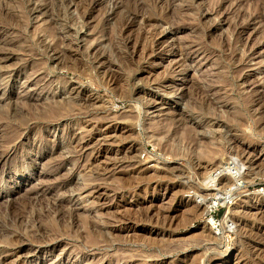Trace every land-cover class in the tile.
Segmentation results:
<instances>
[{
    "label": "rangeland",
    "instance_id": "1",
    "mask_svg": "<svg viewBox=\"0 0 264 264\" xmlns=\"http://www.w3.org/2000/svg\"><path fill=\"white\" fill-rule=\"evenodd\" d=\"M43 1L69 28L0 21V264H264V0L244 2L236 58L213 42L241 0ZM91 40L115 42L110 65Z\"/></svg>",
    "mask_w": 264,
    "mask_h": 264
},
{
    "label": "bare ground",
    "instance_id": "2",
    "mask_svg": "<svg viewBox=\"0 0 264 264\" xmlns=\"http://www.w3.org/2000/svg\"><path fill=\"white\" fill-rule=\"evenodd\" d=\"M1 1V0H0ZM3 1V0H2ZM9 1V0H8ZM8 1H6V2H8ZM11 1V0H10ZM18 1V4H17V8L18 9H20V11L18 12L20 15H21V17L19 18V17H15V15L17 14V13H13L12 11H14L13 9L11 10L10 8H12L11 6H13V8L15 7V5H11L10 3V5H9V8H5V6L7 5H4L5 4V0H4V4H2V2H1V4H0V21H1V25H4V24H7V23H9V24H13V23H15L13 26H15L16 28H21V26H23V25H25V23H21V18H23V16H24V14H33V13H35L36 12V14L38 13V15H45L46 17H50V18H48V19H46L47 20V22L48 21H50L51 22V24L50 25H52V23H54V24H58L61 28H69L68 27V21L66 22L65 20L64 21H60L58 18H55L54 19V17L52 16V14H50L49 13V10L53 7V5L52 4H54V2H52V4H50L49 2L47 3V2H44L43 0H40V1H42V2H44L43 4H38L39 3V1L36 3V2H33L32 0H17ZM48 1H50V0H48ZM189 1V0H188ZM226 1V0H225ZM248 2V0H241V2L239 1V5L241 4V6H242V4H243V7H244V5H246L244 2ZM182 2V1H181ZM233 2V1H232ZM190 3V2H189ZM214 3H215V1H214ZM213 3V4H214ZM231 3V2H230ZM229 2H228V4H230ZM216 8H220V9H222L223 7H224V5H225V3H223V0H216ZM232 4V3H231ZM263 4V3H262ZM50 5L52 6L51 8H50ZM62 5V4H61ZM8 6V5H7ZM202 6V5H201ZM214 6V5H213ZM227 6V5H226ZM238 6V5H237ZM237 6H235V7H237ZM247 6V5H246ZM245 6V7H246ZM264 6V5H263ZM263 6H261V5H259V7H258V10H259V12H260V14H261V18L262 19H264V17H262V16H264V14H263V12H264V7ZM190 7V6H189ZM234 7V8H235ZM244 7V10L242 11V9L241 10H238V8H236V10H234V11H237V12H235V15L233 14V13H231V12H233V8L231 9L232 11L231 12H228V14H229V16H230V18H228L227 17V19H229V23H230V36H232V40H230V38H228V40L225 38V41L224 42H222L221 43V41L219 42V40L217 41H214L213 42V44H214V47H220V48H223V50H225V51H227V50H229L230 52H232L231 54H232V57L233 58H236V57H239V56H241V54H240V50H243L244 52L246 51V50H249L248 49V43L246 42V41H248V38L247 39H244V41H240L241 43H240V45H241V48H235V46H234V41H239L243 36H241V33L239 32V31H246L247 30V25H245L243 22L245 21V19L247 20V18H248V16H250V14L247 12V9ZM226 8V7H225ZM229 8H230V6H229ZM242 8V7H241ZM248 8V7H247ZM190 9V8H189ZM16 10V9H15ZM197 10V9H196ZM228 10H230V9H228ZM227 10V11H228ZM199 11V10H198ZM223 11V10H222ZM225 11V10H224ZM254 11V10H253ZM197 12V11H196ZM208 12V11H207ZM212 12V11H211ZM217 12V11H216ZM205 13V12H204ZM15 14V15H14ZM65 14V13H64ZM85 14V13H84ZM84 14H82L81 15V17H85L84 16ZM195 14V13H194ZM227 14V15H228ZM203 15V14H202ZM17 16V15H16ZM19 16V15H18ZM193 16H195V15H193ZM196 21L197 22H201V18H202V16H200V15H197V13H196ZM62 17V16H61ZM211 17V16H210ZM15 18H17V20H14ZM64 18V17H63ZM207 18V17H206ZM209 18V17H208ZM255 18H258V15H257V17H254V19ZM23 19H26V18H23ZM28 19V18H27ZM71 19V18H70ZM210 19V18H209ZM211 19H212V17H211ZM214 19H215V17H214ZM260 19V18H259ZM67 20V19H66ZM72 20V19H71ZM75 20V19H74ZM191 20V19H190ZM194 20V19H193ZM204 20H206V19H204ZM24 21V20H23ZM27 21V20H26ZM211 21H213V20H211ZM210 21V22H211ZM28 22V21H27ZM43 22H45V21H43ZM49 22V23H50ZM70 22V21H69ZM200 22H199V24H200ZM204 22V21H203ZM209 22V21H208ZM263 23V22H262ZM247 24V23H246ZM49 25V24H48ZM158 25V24H157ZM208 25H210V24H208ZM97 26V25H96ZM205 26V25H204ZM249 26V25H248ZM48 27V26H47ZM75 27H76V25H75ZM90 27V26H89ZM239 27V28H238ZM23 28V27H22ZM201 28V27H200ZM250 28V27H249ZM248 28V29H249ZM51 29H53V27L52 26H49V30H51ZM36 30V29H35ZM42 30H45L46 31V28L44 29V27L42 28ZM123 30V29H122ZM121 30V35H122V33L124 34L125 32L124 31H122ZM218 30V29H217ZM221 31H222V29H220ZM229 30V29H228ZM250 31H251V29H249ZM249 30H247V31H249ZM47 31H48V29H47ZM46 31V32H47ZM55 31V30H54ZM53 31V32H54ZM104 31V30H103ZM220 31V32H221ZM260 31V30H259ZM49 32H52V30L51 31H49ZM48 32V33H49ZM200 32V31H199ZM198 32V33H199ZM209 32V31H208ZM219 32V33H220ZM44 33V32H43ZM210 33V32H209ZM223 33H224V31H223ZM260 33H262V34H260V35H263L264 36V29H263V31L262 32H260ZM31 34V33H30ZM41 34H42V32H41ZM47 34V33H46ZM54 34V33H53ZM53 34H52V36H53ZM71 34V33H70ZM199 34H201V33H199ZM227 34V33H226ZM229 34V33H228ZM245 34V33H244ZM258 34V33H257ZM49 36L51 35V34H48ZM205 35V34H204ZM210 35V34H209ZM208 35V36H209ZM212 35V34H211ZM210 35V36H211ZM248 35H249V37L251 36V33L250 32H248ZM259 35V34H258ZM258 35L256 36V38H259L258 37ZM35 35H32V38H35L34 37ZM47 36V35H46ZM67 36V35H66ZM216 36V35H215ZM221 36V35H220ZM223 36V35H222ZM48 37V36H47ZM101 37V36H100ZM211 37H213L214 38V36H211ZM248 37V36H247ZM201 38V37H200ZM246 38V37H245ZM28 39H29V37H28ZM39 39V38H38ZM85 39H87V38H85ZM127 39H129V37L127 38ZM12 40V39H11ZM214 40V39H213ZM212 40V41H213ZM234 40V41H233ZM246 40V41H245ZM258 40V39H257ZM44 39H42L41 38V40L40 41H38V43L39 44H42L43 46L42 47H44V50L45 51H47V50H50L51 49V51L53 50L54 51V46L53 45H50V44H46V45H44ZM92 41V40H91ZM211 41V42H212ZM38 43H35V44H38ZM35 44H33V46H35ZM69 44H67V46H68ZM116 44H115V42L112 44V46L110 47V48H106L105 46H104V43H102V42H97V43H94L93 41L92 42H86V44L84 45V46H82L80 49L81 50H84V52H86V54H88V55H90V57L92 56L93 58L92 59H94L93 61H94V63L95 64H97V65H100V66H108V65H110V59H109V56H111V55H113V53L114 52H116V49L118 48L117 46H115ZM202 45V44H201ZM170 46V49H171V51L173 50L175 53H180V54H182V50H183V48L184 47H182L181 45H179V44H177V43H172L171 45H169ZM247 47V48H246ZM251 47V46H250ZM27 49V48H26ZM58 49V48H57ZM215 49V48H214ZM64 50V49H63ZM68 50V49H67ZM79 50V49H78ZM104 50V51H103ZM216 50V49H215ZM222 50V49H221ZM223 50H222V52H223ZM251 50V49H250ZM27 51V50H26ZM44 51V52H45ZM62 51V50H61ZM66 51V50H65ZM172 51V52H173ZM57 52V51H56ZM216 52V51H215ZM65 54V53H64ZM176 54V55H177ZM179 54V55H180ZM183 54H184V52H183ZM242 57V56H241ZM232 58V59H233ZM113 61V60H112ZM66 61H64V62H62V61H58L57 62V64L58 65H61V66H65L66 65V63H65ZM44 63V62H43ZM34 64V63H33ZM36 64H37V62H36ZM70 66V65H69ZM185 83V82H184ZM184 85V84H183ZM176 93V92H175ZM262 96H264V94L262 95ZM264 100V99H263ZM263 105H264V103H263ZM54 106V105H53ZM65 108V107H64ZM51 111V110H50ZM57 111V110H56ZM36 113V112H35ZM50 113V112H49ZM13 114V113H12ZM37 114V113H36ZM42 114V113H41ZM52 115V114H51ZM16 116V115H15ZM49 116V115H48ZM48 116H47V118H48ZM5 117V116H4ZM11 117V116H10ZM12 118V117H11ZM14 119H15V117H13ZM41 118V117H40ZM50 118V117H49ZM6 119H7V117H6ZM5 123V122H4ZM5 125V124H4ZM191 129V128H190ZM21 130V129H20ZM158 137V136H157ZM157 137H155V138H157ZM177 144V143H176ZM11 145V144H10ZM237 184L240 186V188L244 185V182L243 181H241V180H239V179H237ZM228 191H230L231 193L230 194H228V196H224V195H221V196H217L216 198H218L219 197V199L220 200H224L223 202L224 203H226L227 205H230V204H232L233 203V199H234V196H235V191H236V189H232V188H229L228 189ZM257 194V193H256ZM258 194H262L263 196H264V188L263 189H260L259 191H258ZM22 201V200H21ZM209 202H211V201H209ZM24 204V203H23ZM219 204V202L217 201V200H213V203L212 204H210V205H208V204H204L203 205V215L204 214H208L210 211H212L217 205ZM25 205V204H24ZM59 208L57 207V210H58ZM228 209H230V208H228ZM38 212V211H37ZM24 213V212H23ZM36 214V213H35ZM61 215H63L64 216V212H62L61 211V213H60ZM22 215V214H21ZM27 216V215H26ZM227 216V215H226ZM40 217V216H39ZM41 218V217H40ZM57 218H58V216H57ZM61 218V217H60ZM213 218V217H212ZM38 219V218H37ZM61 219H63V218H61ZM66 219V218H65ZM214 219V218H213ZM226 219H228V218H226ZM19 220V219H18ZM43 220V219H42ZM52 220V219H51ZM60 220V219H59ZM91 220V219H90ZM90 220H89V222H90ZM215 220V219H214ZM22 221V220H21ZM20 221V222H21ZM39 221V220H38ZM52 221H54V220H52ZM57 221H58V219H57ZM216 221V220H215ZM215 221H213L212 219H209V221H207V224L208 225H211V226H213L214 227V225L216 224V222ZM223 221H225V220H223ZM227 221V220H226ZM225 221V222H226ZM16 222V221H15ZM19 222V223H20ZM42 222V221H41ZM88 222V223H89ZM17 223H18V221H17ZM58 223V222H57ZM60 223V225L61 226H64V227H69V225H64V223L62 224L61 222H59ZM58 223V224H59ZM87 222H86V224L87 225H89ZM39 224V223H38ZM48 224V223H47ZM51 225H49V226H46V224H45V226L47 227V229H48V227H51L50 228V230H52V229H55V228H53V227H55V225H54V223H50ZM82 224V223H81ZM19 225V224H18ZM42 225V224H41ZM41 225H38V228H37V230H39V231H44V230H47V229H44V227H42ZM87 225H83V226H87ZM21 226V225H20ZM37 226V225H36ZM90 227H92V229L90 230V233H92V234H94V236H92V238L90 239V242H92V243H95L96 241H97V237H99V238H102L103 236H102V227L101 226H99V225H97V224H95L92 220H91V222H90V225H89ZM32 227V226H31ZM24 228V227H23ZM83 228V227H82ZM87 228V227H86ZM89 228V227H88ZM87 228V229H88ZM95 228V229H94ZM85 229V228H84ZM216 229V228H215ZM49 230V229H48ZM67 230V229H66ZM218 230V229H217ZM29 231V230H28ZM53 231V230H52ZM68 231H70V230H68ZM11 232V231H10ZM9 232V233H10ZM13 232V231H12ZM14 232H16V231H14ZM30 232V231H29ZM49 232V231H48ZM102 233V234H101ZM10 234H12V233H10ZM16 234V233H15ZM66 234V233H65ZM81 234V233H80ZM8 235V234H7ZM6 235V236H7ZM18 235V234H17ZM85 235V234H84ZM88 235V234H87ZM87 235H85V236H87ZM5 236V237H6ZM14 236V235H13ZM79 236V235H78ZM106 236V235H105ZM11 237V236H10ZM20 237V236H19ZM19 237L18 236H16V237H12V238H10V245H14V244H16L17 243V241L19 240ZM1 238V237H0ZM36 238V237H35ZM80 238V237H79ZM6 239V238H5ZM87 239V238H86ZM34 240V239H33ZM102 240L104 241V240H106V239H103L102 238ZM115 240V239H114ZM25 241V240H24ZM37 241V240H36ZM102 241V242H103ZM6 242V241H5ZM101 242V243H102ZM153 242V241H152ZM8 243V242H7ZM110 264V263H109Z\"/></svg>",
    "mask_w": 264,
    "mask_h": 264
},
{
    "label": "built area",
    "instance_id": "3",
    "mask_svg": "<svg viewBox=\"0 0 264 264\" xmlns=\"http://www.w3.org/2000/svg\"><path fill=\"white\" fill-rule=\"evenodd\" d=\"M263 188H264V184H263V186H261L260 189H263ZM230 193H231V192L228 191V192H226V193L224 194V196H228V194H230ZM216 197H217V196H216ZM216 197H215L216 200H220L219 197H218V198H216ZM218 205H219V204H218ZM218 205H217V206H218ZM210 212H211V211H210ZM210 212H209V213H210ZM209 213H208V214H209ZM220 226H221V224H220L219 222H217V223L214 225V227L217 228V229H218Z\"/></svg>",
    "mask_w": 264,
    "mask_h": 264
}]
</instances>
